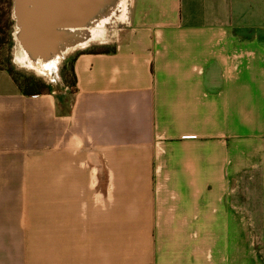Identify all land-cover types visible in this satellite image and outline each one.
<instances>
[{
    "label": "crops",
    "instance_id": "1",
    "mask_svg": "<svg viewBox=\"0 0 264 264\" xmlns=\"http://www.w3.org/2000/svg\"><path fill=\"white\" fill-rule=\"evenodd\" d=\"M72 69H0V264H264V0H129Z\"/></svg>",
    "mask_w": 264,
    "mask_h": 264
},
{
    "label": "rangeland",
    "instance_id": "2",
    "mask_svg": "<svg viewBox=\"0 0 264 264\" xmlns=\"http://www.w3.org/2000/svg\"><path fill=\"white\" fill-rule=\"evenodd\" d=\"M73 1L78 5V0ZM11 2L13 7V0H11ZM88 2H91V5L93 6L92 0ZM128 2L129 0H100V4L98 5L99 11L93 18L94 23L91 26L89 24L86 27L100 32L102 38L89 43L87 46H76L74 48H70L66 53H62L58 62L50 67L49 74L41 73L27 66H21L18 63L16 65L17 57L25 51L16 38L17 26L15 24L14 16L12 15L13 25L11 31L6 28H2L0 30V65L5 66L7 64H11L14 69L24 77V79L31 80L33 87H30V90L32 89L36 91L46 89L48 87L51 88L61 86L63 88L68 86V88L71 89L73 87L72 62L74 58L78 53L85 50L94 49L110 51L113 49V47L120 40L122 28L126 21V8ZM82 8L86 9L83 5H81L80 10H82ZM80 10L74 14V19H77L81 14ZM69 24L72 25L73 23L69 22ZM62 28L64 27L60 26L57 28L58 33H60V29ZM66 34L68 35V32H66ZM66 34H63L61 37L65 38ZM65 41L67 42V40ZM252 244L256 246L260 243Z\"/></svg>",
    "mask_w": 264,
    "mask_h": 264
},
{
    "label": "water",
    "instance_id": "3",
    "mask_svg": "<svg viewBox=\"0 0 264 264\" xmlns=\"http://www.w3.org/2000/svg\"><path fill=\"white\" fill-rule=\"evenodd\" d=\"M53 0H13L12 15L17 26L16 38L25 53L33 59L48 60L53 55L62 54V44L64 42L63 34H58L57 28L64 26L59 21L64 14L60 13L59 0L53 7L49 4ZM85 2L86 9L80 10V15L74 19L70 17L71 22L81 27L88 25V19L94 18L97 14L100 0H92L93 6L88 0H78ZM33 4L36 8L30 9Z\"/></svg>",
    "mask_w": 264,
    "mask_h": 264
},
{
    "label": "bare ground",
    "instance_id": "4",
    "mask_svg": "<svg viewBox=\"0 0 264 264\" xmlns=\"http://www.w3.org/2000/svg\"><path fill=\"white\" fill-rule=\"evenodd\" d=\"M35 1V0H30ZM71 11H69L68 13H62L60 11V13L64 14V16H62V19L59 21L61 24H64V28L60 29V33L66 34V32H68V35L66 34V37L63 39L64 42L62 41V53H66L70 48H74L76 46H87L89 43L93 42V41H97L100 40L101 37V33L98 32L97 30H92L88 29L86 26L81 27V26H76L75 21H73L72 25L69 24V22H71L70 17L80 10L81 5H83L84 8H86L85 6V2L84 3H80L78 1V5L75 4V12L73 11V7H72V2L73 0H68ZM77 1V0H76ZM90 1V0H88ZM53 1H51L49 4L51 5V7H53L56 3H53ZM65 3H67V0H64ZM91 4V2H89ZM30 9H32L33 7L36 8V4L35 6L31 3L29 5ZM75 23V24H74ZM94 23V19L93 18H89L88 19V25L90 24V26ZM87 25V26H88ZM89 26V28H90ZM68 28V29H67ZM58 33V34H60ZM67 40V42L65 41ZM22 49V48H21ZM60 59V54L56 55V56H52L50 59L48 60H42V59H31L30 57H28V55L23 52L20 56L17 57L16 59V65L17 63L21 66H27L30 67L32 69H35L36 71H39L41 73L44 74H49V70L50 67L54 64H56L58 62V60ZM15 62V61H14ZM18 65V66H19Z\"/></svg>",
    "mask_w": 264,
    "mask_h": 264
},
{
    "label": "trees",
    "instance_id": "5",
    "mask_svg": "<svg viewBox=\"0 0 264 264\" xmlns=\"http://www.w3.org/2000/svg\"><path fill=\"white\" fill-rule=\"evenodd\" d=\"M13 25L12 20V2L11 0H0V30L3 28L8 29L11 31ZM91 52H107L102 50H89ZM73 64V62H72ZM0 69H5L8 71L14 82L17 84L18 88L22 93L25 95H34V94H42L50 91V87L46 89H40V90H30V87H33V83L29 79H24L22 75L18 73L17 70L14 69V67L11 64H7L5 66L0 65ZM72 75H73V85L75 84V76L72 69Z\"/></svg>",
    "mask_w": 264,
    "mask_h": 264
},
{
    "label": "flooded vegetation",
    "instance_id": "6",
    "mask_svg": "<svg viewBox=\"0 0 264 264\" xmlns=\"http://www.w3.org/2000/svg\"><path fill=\"white\" fill-rule=\"evenodd\" d=\"M69 1L67 0V3L64 2V0H59V8L60 10H62V13H68L69 11H71L70 5L68 3ZM72 7H73V11L75 12V3L74 1L72 2Z\"/></svg>",
    "mask_w": 264,
    "mask_h": 264
}]
</instances>
